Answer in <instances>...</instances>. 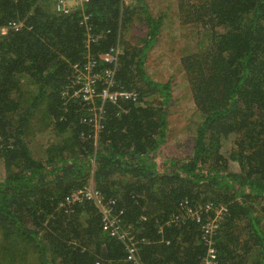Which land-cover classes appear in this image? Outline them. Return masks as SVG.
Returning a JSON list of instances; mask_svg holds the SVG:
<instances>
[{
    "label": "trees",
    "instance_id": "1",
    "mask_svg": "<svg viewBox=\"0 0 264 264\" xmlns=\"http://www.w3.org/2000/svg\"><path fill=\"white\" fill-rule=\"evenodd\" d=\"M169 2L193 32L178 60L196 117L183 157L158 154L172 88L146 65L164 15L144 0H90L67 14L55 0H0V26L23 22L0 33V239L12 251L1 264H136L130 245L140 264H203L207 241L214 264H264V0ZM111 49L116 60L93 68V101L72 97L74 65ZM106 69L109 91L134 98H102ZM41 132L44 148L29 145ZM90 183L115 199L131 240L104 229L90 201L58 206ZM207 205L210 216L226 209L209 237L187 214Z\"/></svg>",
    "mask_w": 264,
    "mask_h": 264
},
{
    "label": "rangeland",
    "instance_id": "2",
    "mask_svg": "<svg viewBox=\"0 0 264 264\" xmlns=\"http://www.w3.org/2000/svg\"><path fill=\"white\" fill-rule=\"evenodd\" d=\"M147 4L148 10L155 15V17L164 15V22L162 24L163 34L161 39L149 50L146 65L150 76L158 81H170L172 101L170 107L169 119V138L164 143L159 151V155H187L189 146L185 145L186 139L192 135L194 128V120L196 119L194 113V104L191 98V93L184 77L182 70L178 66L181 52L191 46L193 32L191 29L181 27L177 17L168 9L169 1L171 0H144ZM160 14V15H159ZM178 20V21H177ZM136 32L138 35L145 33L146 27L137 25ZM133 39V38H132ZM136 40V38L134 39ZM135 42V41H134ZM42 137V141L48 140L49 133L41 132L34 134ZM180 144V148L177 146ZM231 146V141L227 140L223 145L224 153H227ZM34 148L38 145L33 144ZM37 151V149H36ZM235 167V166H234ZM3 177V172L0 171V179ZM2 241V242H1ZM7 242L0 239V264L2 261L9 259L10 250H6ZM10 249V247H9ZM14 247H11V250ZM6 253V258L4 257Z\"/></svg>",
    "mask_w": 264,
    "mask_h": 264
},
{
    "label": "built area",
    "instance_id": "3",
    "mask_svg": "<svg viewBox=\"0 0 264 264\" xmlns=\"http://www.w3.org/2000/svg\"><path fill=\"white\" fill-rule=\"evenodd\" d=\"M90 0H55V9L60 13H70L72 9L83 7V5L87 4ZM85 20L81 19L79 25L84 26L87 30L89 29L88 25L84 22ZM23 26L22 21H10L5 25L0 26V33L5 34L9 30L17 31L21 29ZM87 42L93 39V37L87 33ZM118 54V49L110 50L108 52L100 53L98 57L88 56L87 61L84 63H77L74 65L73 80H76L79 84L78 87L74 88L71 96L72 97H81L84 101L91 102L94 97L97 96V92L95 90V83L97 79H100L101 76L94 73L93 68L96 67L97 58H100L106 62H114L116 60V55ZM104 83L105 87L102 88L101 96L103 99L109 98L110 100H115L118 96L123 98L133 97L134 94L129 92H123L121 90H117L114 92L109 91V87L113 84V70L106 69L104 71ZM100 125L97 126L99 128ZM84 201H90L100 211L101 219L103 221V228L109 229L111 235H116L119 233L121 238L132 239V236L127 229H122L119 224V213L116 211V201L115 199H105L101 192L96 189L92 183L87 186L79 187L70 192V194L65 198V203H59V207L63 208L64 212H68L71 210V206L76 203H82ZM72 204V205H71ZM210 205L205 207L204 212L202 213L200 210H193L191 208H187V214L193 217L197 222L200 223V227L204 232L205 236H210L212 231L218 227L219 221L222 219V215L225 212V208L223 206L217 207L215 210V215L210 216L207 214ZM203 218V219H202ZM208 245L206 256L204 257L203 264H214L216 259V251L212 246V241L206 242ZM127 250V259L130 261H134L136 264H140L137 260L135 248L131 247ZM94 264H104L100 261H96Z\"/></svg>",
    "mask_w": 264,
    "mask_h": 264
},
{
    "label": "crops",
    "instance_id": "4",
    "mask_svg": "<svg viewBox=\"0 0 264 264\" xmlns=\"http://www.w3.org/2000/svg\"><path fill=\"white\" fill-rule=\"evenodd\" d=\"M42 137L40 136H36L33 137L32 135H28L27 136V142L29 141V145H31L33 147L34 142H36V144L38 145V148H40V146L42 145V148H44V142L42 141Z\"/></svg>",
    "mask_w": 264,
    "mask_h": 264
}]
</instances>
